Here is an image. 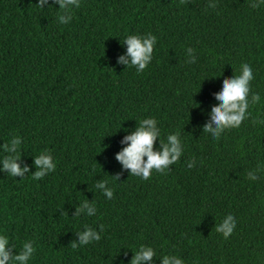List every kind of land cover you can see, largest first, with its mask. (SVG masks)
Here are the masks:
<instances>
[{
  "label": "trees",
  "instance_id": "16d2710c",
  "mask_svg": "<svg viewBox=\"0 0 264 264\" xmlns=\"http://www.w3.org/2000/svg\"><path fill=\"white\" fill-rule=\"evenodd\" d=\"M213 2L80 0L60 25L54 0L43 10L36 0H0V143L19 135L18 163L29 167L23 178L0 172V233L14 252L34 242L29 264H129L141 244L154 248L152 264L163 254L183 264H264V176L245 178L264 163V125L253 122L264 118V4ZM147 32L157 40L143 72L118 64L123 37ZM241 62L252 66L250 94L261 101L212 141L202 128L214 94ZM145 117L158 121L161 139L178 132L183 151L140 180L115 153ZM42 150L56 169L33 180ZM102 179L111 199L93 186ZM85 199L96 214L75 216ZM225 214L236 219L227 239L215 231ZM85 225L102 226L101 239L72 248Z\"/></svg>",
  "mask_w": 264,
  "mask_h": 264
},
{
  "label": "clouds",
  "instance_id": "9594fccd",
  "mask_svg": "<svg viewBox=\"0 0 264 264\" xmlns=\"http://www.w3.org/2000/svg\"><path fill=\"white\" fill-rule=\"evenodd\" d=\"M57 10L55 21L64 25L71 18V10L80 7V0H54ZM249 7L255 9L264 4V0H248ZM35 5L43 10L48 5V0H36ZM213 0H208L207 7L215 8ZM49 9L52 6L49 5ZM157 37L151 32L144 34L132 33L125 35L122 44L126 46L123 55L117 58V63L125 67H134L137 73L150 64L153 49ZM188 64L196 62L197 56L194 55L195 49L186 47L184 49ZM254 79L253 68L250 64L241 62L238 73L221 82L220 90L214 94L215 106L210 109L208 121L203 125L202 132L212 141L220 138L221 134L227 129L239 128L242 121L249 118L251 113L248 111L252 105L261 101L258 92H251L250 82ZM253 122L257 125H264V118H254ZM161 131L158 121L154 117L140 119L134 131L124 135L120 141L123 147L115 153V159L120 163L122 169H127L129 175L138 177L140 180H148L153 172L164 173L169 166L179 160L183 151V144L178 132H170L164 139H161ZM158 141V147L154 148V142ZM22 138L13 135L5 142L0 143V172H7L9 177H24V173L29 172L28 165L23 167L18 163L20 159L19 147ZM33 166L35 171L31 173L33 180H40L48 173L56 169V162L47 150H42L34 156ZM188 168L193 167L190 160ZM128 175V176H129ZM264 176V163L258 162L256 167L246 172L245 178L249 181H257ZM107 181L102 179L93 186L99 189L106 199L113 197V190L107 187ZM94 201H81L75 210V216L81 213L87 216L96 214ZM236 227V219L232 214H225L222 220L215 225V231L227 239ZM83 230L76 232L78 240L71 243L72 248L90 244L101 239L100 230L83 226ZM35 252L34 242L29 239L23 242L20 250L14 252V245L10 244L7 234L0 233V264H29ZM156 256L154 248L150 245H139L129 264H152L153 257ZM160 264H183V260L176 255L163 254L158 257Z\"/></svg>",
  "mask_w": 264,
  "mask_h": 264
}]
</instances>
